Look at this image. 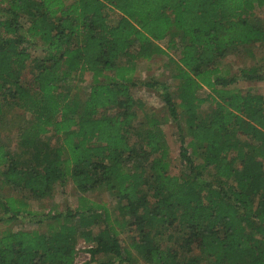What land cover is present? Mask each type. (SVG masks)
Segmentation results:
<instances>
[{
    "label": "trees",
    "instance_id": "obj_1",
    "mask_svg": "<svg viewBox=\"0 0 264 264\" xmlns=\"http://www.w3.org/2000/svg\"><path fill=\"white\" fill-rule=\"evenodd\" d=\"M263 8L264 0H0V122L11 106L31 116L18 135L23 156L0 139V222L34 215L3 186L40 200L67 180L80 193L115 194L119 217L79 196L76 208L47 216L57 222L46 233L2 231L0 264H73L79 239L89 254L81 264L137 256L148 264H264V92L231 87L264 80V64L230 75L218 66L231 48L264 43ZM157 54L168 56L173 84L142 85L158 91L174 121L183 118L189 140L178 124L179 174L170 172L160 122L138 121L131 109L130 88L140 84L133 62ZM85 73L91 83L81 100L65 82ZM117 226L135 233L129 247Z\"/></svg>",
    "mask_w": 264,
    "mask_h": 264
},
{
    "label": "rangeland",
    "instance_id": "obj_2",
    "mask_svg": "<svg viewBox=\"0 0 264 264\" xmlns=\"http://www.w3.org/2000/svg\"><path fill=\"white\" fill-rule=\"evenodd\" d=\"M258 16H264V8L258 11ZM114 17V14L109 15V19L113 20ZM167 38L160 42L161 46L165 47ZM170 54L171 56L176 57V53L174 51H170ZM124 63H126V58L124 56H120L118 59V64L123 65ZM258 63L264 64V43L233 47L218 63V66L222 72L230 75L239 74L241 69H248L258 65ZM133 64L135 68L134 73H132L133 80L140 82V84L130 88V95L137 103L131 109L136 108L134 110L136 111V120L138 121L142 120L144 116H152L160 122L169 147L168 161L170 172L172 174H179L183 170H186V165L182 162L179 156L180 138L179 131L177 129L178 124L181 126L182 131H180V133L184 137L185 142L189 140V137L186 134V128L184 127L183 118L180 116L178 121H174L169 116L158 91L154 88L142 85V82L150 81L152 79L164 81L168 85H172V64L170 63L168 56L164 54L154 55L149 60H136L133 62ZM78 78L79 77H77L76 74L70 75L65 82V86L71 95H77L78 98L84 100L88 95L87 91H89L91 76L89 73H85L82 77V80H79ZM231 87L253 92H264V80H239L238 82L232 84ZM207 92H209L208 89L202 88L198 90L197 94L200 97H204ZM113 112V110H109L107 111V114H112ZM208 112L209 105L207 102L199 105L197 113L200 117L203 118L208 114ZM30 119L31 116L28 113L11 106L5 109L2 116V121L0 122L1 142L5 145L9 152H15L16 155H19L20 157L23 156L21 149L17 145L20 126L24 125ZM43 137L50 144L57 142L56 136L52 133H47ZM239 140L243 143L248 142V140L244 139L243 137H240ZM192 158L194 163L200 162L197 157L193 156ZM262 159L264 163V158ZM204 176H208V173H204L203 177ZM53 190V194L50 198L35 200L31 197H28L25 192L15 190L13 187L3 186L2 193L4 195L22 198V200L27 204L26 209L34 215L27 217V215L23 212L22 217L18 219L8 223L0 222V233L6 229L11 231L37 230L39 232L46 233L50 229L54 228L57 222L56 220L50 219L47 216L62 212L65 210V208H76L79 201V196L86 197L89 202L104 203L108 208L111 218L113 220L119 219L117 211L118 203L116 201L115 194L108 192L103 187H99L95 190L85 193H80L73 187L70 181L67 180L63 186L56 184ZM117 229V237L121 246L126 248L129 247L133 240L132 237L135 233L133 230L128 231L125 227L119 228L117 226ZM168 232H171V229H168ZM168 232L165 233L163 236L164 238L167 236ZM87 248L88 244L84 243L81 239L77 241L75 245L76 252L73 264H81L82 262L88 260L89 254L87 252ZM136 258L137 259L132 264H148L139 256Z\"/></svg>",
    "mask_w": 264,
    "mask_h": 264
}]
</instances>
